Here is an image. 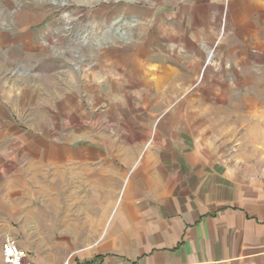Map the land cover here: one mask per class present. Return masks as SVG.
<instances>
[{
	"label": "crops",
	"instance_id": "1",
	"mask_svg": "<svg viewBox=\"0 0 264 264\" xmlns=\"http://www.w3.org/2000/svg\"><path fill=\"white\" fill-rule=\"evenodd\" d=\"M158 7L125 40L77 47L91 59L82 72L31 33L0 36V264L5 237L33 264H264V158L245 146L264 122L253 92L264 89V0ZM42 57L37 74L5 70ZM235 93V110L214 115ZM19 105L45 110L27 118ZM86 106L109 109L86 126ZM22 120L44 122L50 139L59 121L63 143L39 148Z\"/></svg>",
	"mask_w": 264,
	"mask_h": 264
},
{
	"label": "rangeland",
	"instance_id": "2",
	"mask_svg": "<svg viewBox=\"0 0 264 264\" xmlns=\"http://www.w3.org/2000/svg\"><path fill=\"white\" fill-rule=\"evenodd\" d=\"M166 0H0V36L1 35H29L33 34L36 38V43L40 46L52 45L53 52L58 54L54 60V63H59L60 57L65 56L70 58L71 66L74 70L77 68L80 72L85 71L83 68L90 69L91 59L86 54L80 55L74 52L75 49H82L83 44H92L97 36V39H102L103 43H107L111 35H116L117 39L125 40L126 34H128L134 25H140L141 21H137L142 18L140 11L146 10V7L151 9V13H160L161 6L158 4L163 3ZM158 9V10H157ZM157 10V11H156ZM132 14V15H131ZM147 17V16H145ZM132 18L133 20H128ZM69 38L70 43L66 50L57 47L61 43L63 38ZM9 47L16 48L13 44H7ZM56 46V47H54ZM82 46V47H81ZM78 47V48H77ZM81 47V48H80ZM85 49V48H84ZM50 54V53H49ZM4 61L1 59V64L4 67ZM15 63L6 72L9 76H18L19 74H37L35 67L38 64L45 65V58L42 57L23 63L19 58L14 59ZM57 65H54L56 68ZM39 67V66H38ZM58 67V66H57ZM261 82L264 80V75H260ZM10 84V83H9ZM263 85V84H261ZM259 97L260 103H264V89L253 91ZM229 94V93H228ZM38 101V100H37ZM234 104L230 107H222L214 111V115L227 116L235 110L236 93L232 95L230 100ZM17 108L22 111V117H27L33 113L38 114L40 111L45 110L41 105H19ZM106 106H86L84 115L81 114L82 122L86 126H90L93 121V116L107 114ZM261 113L264 114V106H262ZM59 108L53 107V113H58ZM219 112V113H218ZM71 115L76 117V110ZM24 119V118H23ZM39 119V118H38ZM23 130H30V121L22 120L17 123ZM44 122L37 120L36 129L30 130L37 135L36 145L40 147L52 145H61L62 139L60 132L64 130L59 121H53V138L44 137ZM73 122H69L67 129L71 128ZM227 123L221 122L220 125L225 126ZM257 127L258 135L255 139H251L246 142V155L251 159L254 158L259 161V157L264 158V122L259 123ZM231 125L235 126L233 122ZM258 125V124H257ZM42 133V134H41ZM228 133V131H225ZM231 137L227 141V149L224 157L228 160L236 159V152L238 150L237 131L231 130ZM81 141H78V143ZM75 143V144H78ZM81 144V143H79ZM252 144H256L260 151L259 156L251 152ZM17 156V155H15ZM43 154L37 155V161H43ZM28 155H21L18 161H26ZM261 161V160H260ZM5 178H13L12 170L5 171ZM27 188V187H26ZM25 193L28 196V191ZM11 238V237H10ZM63 264V263H62Z\"/></svg>",
	"mask_w": 264,
	"mask_h": 264
},
{
	"label": "built area",
	"instance_id": "3",
	"mask_svg": "<svg viewBox=\"0 0 264 264\" xmlns=\"http://www.w3.org/2000/svg\"><path fill=\"white\" fill-rule=\"evenodd\" d=\"M1 259L4 264H33L26 249L10 237H5L1 243Z\"/></svg>",
	"mask_w": 264,
	"mask_h": 264
},
{
	"label": "trees",
	"instance_id": "4",
	"mask_svg": "<svg viewBox=\"0 0 264 264\" xmlns=\"http://www.w3.org/2000/svg\"><path fill=\"white\" fill-rule=\"evenodd\" d=\"M78 264H81V263H78ZM84 264H89V261L84 262Z\"/></svg>",
	"mask_w": 264,
	"mask_h": 264
}]
</instances>
